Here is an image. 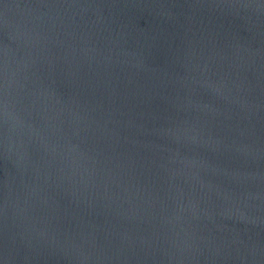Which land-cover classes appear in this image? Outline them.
I'll return each mask as SVG.
<instances>
[{"label": "water", "instance_id": "95a60500", "mask_svg": "<svg viewBox=\"0 0 264 264\" xmlns=\"http://www.w3.org/2000/svg\"><path fill=\"white\" fill-rule=\"evenodd\" d=\"M0 264H264V0H0Z\"/></svg>", "mask_w": 264, "mask_h": 264}]
</instances>
